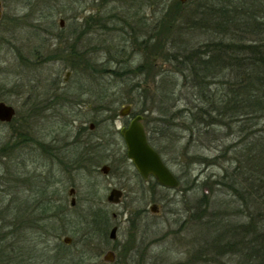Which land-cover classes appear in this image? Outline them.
<instances>
[{"label":"rangeland","instance_id":"rangeland-1","mask_svg":"<svg viewBox=\"0 0 264 264\" xmlns=\"http://www.w3.org/2000/svg\"><path fill=\"white\" fill-rule=\"evenodd\" d=\"M177 1L1 0L0 101L16 115L0 122V264H64L66 251L85 252L86 264H244L238 254L209 250L211 214L220 202L226 221H248L237 195L215 183L233 167L231 146L242 145L239 128L222 127L205 104L214 93L219 98L222 82L235 75L208 79L204 92L189 66L169 59L223 38L209 24L192 27L191 18L169 33L166 14ZM101 16L107 18L100 22ZM64 49L66 57L51 58ZM73 52L85 62L72 66ZM85 65L98 70L86 73ZM128 104L147 113L154 147L178 188L136 176L119 133L127 125L119 110ZM255 128L250 134L264 133V121ZM59 146L64 150L56 155ZM87 148L85 159L80 153ZM112 188L125 191L122 203L107 201ZM224 202L231 205L226 212ZM113 226L115 240L109 238ZM66 236L70 245L62 242ZM109 250L114 262L102 259Z\"/></svg>","mask_w":264,"mask_h":264},{"label":"trees","instance_id":"trees-1","mask_svg":"<svg viewBox=\"0 0 264 264\" xmlns=\"http://www.w3.org/2000/svg\"><path fill=\"white\" fill-rule=\"evenodd\" d=\"M192 2L196 3L195 11L193 14H186L184 8ZM106 18L101 16L98 20L102 22ZM169 18H172L171 22L166 24L169 33L179 27L177 21L190 18L192 27L209 24L208 29L223 33V38L218 41H208L200 48L188 52L186 48L182 57L176 52L169 56L170 60L189 66L202 89L204 87L207 90V84H210L208 79L216 80L227 71L235 75L231 83H228V80L222 82L225 86L221 87L219 98L215 93L216 99L205 94L208 97H205V104L208 103V112L218 117L222 127L227 129L234 125L239 128L242 145L231 146L234 148L231 161L233 167L231 170L224 168L220 181L215 183L237 195L236 202H239L240 208L245 206L247 209L248 221L236 225L226 221L227 217H224L221 211L223 204L220 202V208L211 214L214 222L210 223L214 225L216 235L213 233L209 250L213 253L220 250L224 254H238L245 260L244 264H264V133L250 134L251 129H256L255 127H259V123L264 121V0H189L185 3L177 1L170 6L166 14V19ZM91 20L92 15L86 17L84 22L89 24ZM64 51L65 49L59 51L51 58L66 57ZM69 57L72 62L75 60L72 66L76 63L83 64L80 60L85 62L86 59L78 58L75 52ZM85 66L86 73L89 74L93 73L91 68L98 70L96 67ZM142 67L137 69L141 70ZM227 84L229 91L224 89ZM209 113L206 115L209 116ZM209 118L212 119L210 116ZM250 135L253 136L251 140ZM22 136L27 137V133L20 132V137ZM213 207H217L216 204ZM227 207H231L230 203L227 205L224 202V212ZM27 210L24 209V213L33 219L34 211ZM47 211L43 210L45 213ZM33 221H38V218L34 217ZM2 235L0 232V236ZM2 253L0 250V257ZM60 259L67 261L64 264H86L85 252L74 255L66 251Z\"/></svg>","mask_w":264,"mask_h":264},{"label":"water","instance_id":"water-1","mask_svg":"<svg viewBox=\"0 0 264 264\" xmlns=\"http://www.w3.org/2000/svg\"><path fill=\"white\" fill-rule=\"evenodd\" d=\"M188 0H180L181 3H185ZM2 18V2L0 0V20ZM60 26H64V21H60ZM69 73L66 74L65 80L68 79ZM132 109L131 105H125L119 110L120 116H126ZM16 115V110L13 106L0 101V122L9 123ZM142 116L135 117L128 127H124L120 130V134L125 141L127 147V157L134 164L136 170L147 178L152 175L157 180L159 185L165 188H178L180 185L177 177L172 173L169 167L164 163L159 153L149 144L146 132L143 124L141 123ZM94 124H90V128L93 129ZM103 173L109 172L108 166L101 168ZM74 193V189L69 190V195ZM121 198V191L119 189H112L107 197L109 202L118 204ZM76 203L75 198H71L70 205L74 206ZM152 213H158V206L153 204L150 207ZM118 227L114 226L109 233V238L115 240L117 238ZM70 237H64L63 242L65 244L71 243ZM102 259L106 262L115 261V252L109 250L103 255Z\"/></svg>","mask_w":264,"mask_h":264},{"label":"flooded vegetation","instance_id":"flooded-vegetation-1","mask_svg":"<svg viewBox=\"0 0 264 264\" xmlns=\"http://www.w3.org/2000/svg\"><path fill=\"white\" fill-rule=\"evenodd\" d=\"M120 116V115H119ZM137 116H142V119H141V123L143 124V126H144V129H145V132H146V136H147V139H148V142H149V144L160 154V152L154 147L156 144L153 142V140H154V137H152V135H154V131H153V129L152 128H150V129H148L147 127V123H148V116H147V113L145 112V111H143L142 113H139V112H133V110L131 109V111H130V113L128 114V115H126V116H121V117H126V119H127V125L126 126H123L122 128H124V127H128V125L130 124V122L135 118V117H137ZM155 122L156 121V119H153V120H151V122ZM91 129V128H90ZM93 129H94V127H93ZM93 129H91V130H93ZM120 132V131H119ZM150 133L152 134V135H150ZM124 140V139H123ZM125 142V141H124ZM126 145V144H125ZM54 149V152L56 153V155H60V151H63L64 149H62V146H59V147H55V148H53ZM91 151V150H90ZM91 152H89V150H88V148H87V151H86V149H84L81 153H80V155H82V156H84V158L86 159L87 158V156L86 155H88V154H90ZM160 156H162L161 154H160ZM163 159V158H162ZM130 160V159H129ZM131 161V160H130ZM164 161V160H163ZM165 163V162H164ZM166 164V163H165ZM134 165V164H133ZM109 167V166H108ZM135 167V166H134ZM136 169V168H135ZM109 171H110V167H109ZM136 176L143 182H145V184H153V183H158L157 182V180L154 178V176H152V175H150V176H148L147 178H144V177H142V175L136 170ZM152 187V186H151ZM71 189H74V188H71ZM112 189H114V188H112ZM111 189V190H112ZM115 189H119V188H115ZM70 190V189H69ZM110 190V191H111ZM120 191H121V198H120V202L118 203V204H120V203H122V201H123V198L125 197V191L123 190V189H119ZM74 192H75V189H74ZM108 201V200H107ZM109 202V201H108ZM109 203H111V204H115V203H112V202H109ZM115 205H117V204H115ZM153 204H151V206H152ZM150 206V207H151ZM149 210H150V208H149ZM150 212H151V210H150ZM152 213V212H151ZM153 214H155V213H153ZM112 216H113V218H116V214H112ZM114 227V226H113ZM112 227V228H113ZM118 227V226H117ZM72 241V240H71ZM72 243V242H71ZM70 243V244H71ZM65 244V243H64ZM70 244H65V245H70Z\"/></svg>","mask_w":264,"mask_h":264}]
</instances>
